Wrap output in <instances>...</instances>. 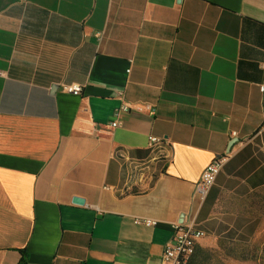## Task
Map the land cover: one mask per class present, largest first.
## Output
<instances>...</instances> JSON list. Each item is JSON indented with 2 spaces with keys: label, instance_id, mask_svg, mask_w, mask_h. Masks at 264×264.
<instances>
[{
  "label": "crops",
  "instance_id": "1",
  "mask_svg": "<svg viewBox=\"0 0 264 264\" xmlns=\"http://www.w3.org/2000/svg\"><path fill=\"white\" fill-rule=\"evenodd\" d=\"M262 86L264 0H0V264H161L175 223L212 245L264 188Z\"/></svg>",
  "mask_w": 264,
  "mask_h": 264
},
{
  "label": "rangeland",
  "instance_id": "2",
  "mask_svg": "<svg viewBox=\"0 0 264 264\" xmlns=\"http://www.w3.org/2000/svg\"><path fill=\"white\" fill-rule=\"evenodd\" d=\"M261 135L264 144V127ZM216 216L220 232L203 248L210 264H264V188L225 195Z\"/></svg>",
  "mask_w": 264,
  "mask_h": 264
},
{
  "label": "built area",
  "instance_id": "3",
  "mask_svg": "<svg viewBox=\"0 0 264 264\" xmlns=\"http://www.w3.org/2000/svg\"><path fill=\"white\" fill-rule=\"evenodd\" d=\"M130 70H128V73ZM65 93L80 96L83 92V88L80 85H65L62 86ZM264 91V86L261 87ZM118 97L121 100L120 106L115 111V117L118 118L132 110L137 112H146L153 114L154 110L151 105H131L124 101L123 92H118ZM113 127L118 126V121L112 124ZM236 136V133H233ZM153 143H163L162 138L151 136L149 138V147L152 148ZM229 160V154H224L216 158L211 164H209L202 174L200 183L197 186L196 193L198 197L204 201L214 186L219 174L225 167ZM136 224H140L146 227H155L158 222L147 218H137ZM205 237V232L199 229L194 223H175L173 225L172 239L165 245L162 255L161 264H189L191 258L195 254L196 248L199 242Z\"/></svg>",
  "mask_w": 264,
  "mask_h": 264
},
{
  "label": "trees",
  "instance_id": "4",
  "mask_svg": "<svg viewBox=\"0 0 264 264\" xmlns=\"http://www.w3.org/2000/svg\"><path fill=\"white\" fill-rule=\"evenodd\" d=\"M22 257L19 261V264H27V255L25 251H22ZM213 256L208 251L201 247L196 248L195 254L190 260L189 264H210V261L212 260Z\"/></svg>",
  "mask_w": 264,
  "mask_h": 264
},
{
  "label": "water",
  "instance_id": "5",
  "mask_svg": "<svg viewBox=\"0 0 264 264\" xmlns=\"http://www.w3.org/2000/svg\"><path fill=\"white\" fill-rule=\"evenodd\" d=\"M235 142H237V140H235L232 144H234ZM73 202L75 204H78V205H84V200L80 199V198H74Z\"/></svg>",
  "mask_w": 264,
  "mask_h": 264
}]
</instances>
